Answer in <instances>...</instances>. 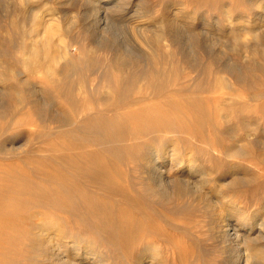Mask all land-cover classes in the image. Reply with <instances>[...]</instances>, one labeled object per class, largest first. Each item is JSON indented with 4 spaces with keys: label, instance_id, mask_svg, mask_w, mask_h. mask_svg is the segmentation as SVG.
<instances>
[{
    "label": "rangeland",
    "instance_id": "obj_1",
    "mask_svg": "<svg viewBox=\"0 0 264 264\" xmlns=\"http://www.w3.org/2000/svg\"><path fill=\"white\" fill-rule=\"evenodd\" d=\"M0 1V50L10 53L12 69L28 76L0 80V264H40L32 246L47 227L64 233L69 264L86 263L80 253L98 258L97 251L107 264H238L244 248L221 243L215 224L222 214L247 233V219L264 235V0H111L108 32L97 28L104 27L95 10L101 0H33L35 22L24 12L33 37L22 35L14 49L20 38L5 30L21 6ZM184 17L194 25L179 24ZM138 24L155 35L135 33ZM32 42L47 59L35 71L18 60ZM96 43L104 48L93 62L114 54L116 45L156 69L154 79H138L112 119L126 120L130 129L124 139L119 132L111 139L128 148L109 167L112 181L89 177L102 166L91 154H114L103 141L107 124L76 141L66 127L70 117L79 124L108 107L99 100L108 94L103 78L111 71L85 67ZM73 62L81 76L62 75L59 70ZM88 98L98 103L88 106ZM174 149L179 156H172ZM171 161L183 162L179 171L170 169ZM76 163L89 172H75ZM163 175L201 188L189 198L177 197L173 186L154 192L152 178Z\"/></svg>",
    "mask_w": 264,
    "mask_h": 264
},
{
    "label": "bare ground",
    "instance_id": "obj_2",
    "mask_svg": "<svg viewBox=\"0 0 264 264\" xmlns=\"http://www.w3.org/2000/svg\"><path fill=\"white\" fill-rule=\"evenodd\" d=\"M9 1V0H8ZM11 1V0H10ZM19 3V5L21 6L20 10H13L11 12L10 18L12 19L10 22H12L7 29L6 26V30L4 27L5 31H8L9 36L10 34L13 35H17L19 36L20 40L18 43H13L11 45V48L14 49L17 46H19L18 44L21 43V37L22 35L27 36L29 38H32L34 31L31 28L33 25L31 23L35 22L36 18H38L37 13L34 12L33 7L31 4L33 2V0H15ZM82 1V0H81ZM91 1V0H90ZM1 2V1H0ZM3 2V1H2ZM14 2V1H13ZM67 2V1H66ZM115 2V1H114ZM17 3V4H18ZM73 3V2H72ZM113 1L111 2V0H101V4L99 6H97L95 8L96 9H100V12L98 10V13H100L99 15V22H102L104 24V27L100 26L97 27L98 29L101 28H106L107 27V21L105 20V16L109 18V13L111 11L110 9V4H112ZM67 5V4H66ZM114 6H118V3H115ZM121 6V5H120ZM113 7V6H112ZM115 7V8H116ZM119 7V6H118ZM9 8V7H8ZM114 9V8H113ZM124 9V8H123ZM30 12L31 15V23H29L25 17V13L26 12ZM103 11V12H102ZM25 12V13H24ZM6 14V13H5ZM29 15V16H30ZM97 15V14H96ZM176 16V15H175ZM177 17V16H176ZM188 17V16H187ZM171 18V17H170ZM174 19V17H172ZM178 18V17H177ZM185 18V17H184ZM190 18V16L188 17V19ZM176 19V18H175ZM181 19V18H180ZM182 19V20H178V22H180L179 24H184V25H191L194 23L191 20H186ZM194 19V18H193ZM192 19V20H193ZM143 20V19H142ZM93 22V20H92ZM3 23V22H2ZM98 23V22H97ZM96 23V24H97ZM170 23V22H169ZM7 24V23H5ZM94 24V22H93ZM100 24V23H99ZM143 24V23H142ZM175 24V23H174ZM178 24V23H177ZM231 24V23H230ZM30 25V27L27 29V27ZM95 25V24H94ZM98 25V24H97ZM139 25V24H138ZM183 25V26H184ZM109 26V25H108ZM140 26V25H139ZM145 26V25H144ZM144 26H140L138 28V30H135V33L137 34H142L148 37V35L153 34L155 35L152 30L147 29ZM164 26V25H163ZM193 27V26H192ZM49 28V27H47ZM168 28V27H167ZM170 28V27H169ZM185 28V27H184ZM195 28V27H194ZM194 28H191V30L193 31ZM97 29V31H98ZM108 28L106 29H101L102 31L106 32ZM133 29V28H132ZM94 30V28H93ZM195 31V30H194ZM193 31V32H194ZM47 32V31H46ZM108 32V31H107ZM188 32V31H187ZM237 32V31H236ZM108 34V33H106ZM136 34V35H137ZM102 35V34H101ZM190 35V34H189ZM17 36V38H18ZM49 36V34L47 35ZM103 36V35H102ZM138 36V35H137ZM136 36V37H137ZM50 37V36H49ZM193 37V36H192ZM9 39L12 37H8ZM18 38V39H19ZM102 38V37H101ZM108 38V37H107ZM260 38V37H259ZM8 39V40H9ZM16 39V42L17 40ZM13 40V39H11ZM10 40V41H11ZM6 41V40H5ZM15 41V40H14ZM13 42V41H12ZM147 42V40H146ZM101 44V43H100ZM145 44V43H144ZM111 45V44H110ZM95 46H98V43L95 44ZM102 46V45H101ZM116 46V45H115ZM115 46L113 48H111V51H115L114 54L111 55H106L104 57V59H102L101 61L98 62H93V59L96 56V52H98L99 50H102L104 47H99L98 50H92L90 51V53H88L87 57V65L85 63V67H87L86 69H93L97 68V67H101V69H104L105 71H111L110 75L105 76L103 78L104 83H106V87L109 89L107 91V95L105 98L99 100V102H102L105 104V106L107 105L108 107L105 109H101L99 108V110H97L96 108V112L95 113H88L86 114V116L83 118L82 116V120L81 122L78 124L77 120L75 117H70L67 119V123H66V127L68 129V134L70 136V138L74 139L75 141L78 140V136L81 133H86L89 131H95V133L99 132V130L102 129V127L107 124V128L109 131V135L108 138H102V135H98L97 140L101 143L104 141V144L109 145L107 149H112L114 150V154L110 152V157L107 158L106 156H102L99 153L96 154H91L90 160H97L99 161V163L102 165L100 170H92L93 172H89L87 169H85L84 166L80 165V164H75L73 165L75 168V172L77 168H80L82 170V172L84 173H88L89 172V177L98 180L100 179L101 176L106 177L107 179H110L112 181V178H110V173H109V167L115 164H119L121 162V160L124 158V155H126V150H128V148L125 145H121L120 147H116L115 145L112 144L111 139H113V134L117 132H119L122 136L121 139H124L126 136H128V134L130 133V129L127 127L126 124V120L125 122H121L118 123L114 120H112L115 116V114L118 112V110H120L121 108H124L126 106V104L128 103L130 97L129 95L131 94V92L134 89V85L138 82V79L141 77H144L146 79H154L153 77H155V68L151 66L150 61H146L143 62L142 60H135L132 58L130 52L126 51H120L119 49L117 50V48L115 49ZM148 46H150V44H148ZM3 48V47H2ZM41 48L43 49L42 53L46 54L47 53V46L45 44L41 45ZM108 48V47H107ZM6 49V48H5ZM127 49V48H126ZM7 50V49H6ZM17 50V49H16ZM154 51V50H153ZM8 51L5 50H0V80H8L10 78H15L17 80H22L28 76L27 73L24 70L18 69H12L10 67V63H8V61L6 60L10 53H7ZM196 53V52H195ZM135 54V53H134ZM137 56V55H136ZM171 56V55H170ZM171 58V57H170ZM17 59V58H15ZM63 59H65L63 57ZM19 61L22 60V62L26 65L27 68H29L30 70H37L40 66H43L44 63L47 61L46 57H41V50L38 47V44L35 43H31L30 46H28L27 50H26V57H21L20 59H18ZM171 60V59H170ZM96 61V60H95ZM57 62V61H56ZM174 62V61H173ZM191 62V61H190ZM64 63V62H63ZM74 63V62H73ZM64 65V64H63ZM4 66H7L4 67ZM12 66V65H11ZM84 68V67H83ZM186 68V67H185ZM60 73L62 75H72V73L74 74V77L77 76L79 73L80 75L78 77L81 76V73L83 71V69L81 70V67L78 68L77 65L74 63H66L65 66H63V68H61V70H59ZM249 73V72H248ZM258 73V72H257ZM99 74V73H98ZM101 75V74H100ZM73 76V75H72ZM89 76V74H88ZM87 76V77H88ZM258 76V75H257ZM30 77V75H29ZM53 78H55L54 76H52ZM242 77V76H241ZM90 78V77H89ZM25 80V79H24ZM29 80V79H28ZM79 80H83V78L79 79ZM88 80V78H87ZM209 80V79H208ZM248 80V79H247ZM72 81V80H70ZM239 81V80H238ZM244 81V80H243ZM258 81V80H257ZM255 81V83L257 82ZM90 82V81H89ZM242 82V81H241ZM252 82V81H251ZM94 84V82H93ZM257 84H259V81L257 82ZM255 84V85H257ZM75 85V84H74ZM82 85V84H81ZM245 85V84H244ZM100 86V85H98ZM78 87V85H77ZM244 87V86H243ZM81 88V87H80ZM76 89V88H75ZM74 91L73 87H70L68 89L69 92V97L72 101H74V94H72ZM75 93V92H74ZM17 94L21 97V93L20 91L17 92ZM84 94V93H83ZM258 94V93H256ZM255 94V95H256ZM260 95V92H259ZM76 96V94H75ZM258 96V95H257ZM254 97V96H253ZM22 99H24L23 97H21ZM79 98V97H78ZM95 103H98V101L96 102L95 99H90L88 98L86 100V105H93ZM82 104V103H81ZM76 112V111H75ZM67 116V115H66ZM81 118V116H80ZM66 121V120H65ZM95 121L97 123V126H94V128H91V122ZM182 122V120H181ZM106 128V127H105ZM116 131V132H115ZM132 133V132H131ZM228 134V133H227ZM86 136V135H85ZM103 139V141H102ZM255 139V138H254ZM80 140V139H79ZM106 141V142H105ZM174 141V140H173ZM172 142V141H171ZM114 143V142H113ZM103 144V143H102ZM174 144V143H172ZM115 146V147H114ZM150 147V145H148ZM172 146V145H171ZM164 147V146H163ZM152 150V149H151ZM160 151V150H159ZM109 152V150H108ZM113 152V151H112ZM153 152V151H152ZM161 152V151H160ZM159 152V153H160ZM155 153V152H154ZM158 153V154H159ZM171 153V152H170ZM149 154V152H148ZM161 154V153H160ZM142 155V154H141ZM151 155V154H149ZM179 156V153L176 149L173 150V154L172 156ZM148 156V155H147ZM171 156V157H172ZM150 156H148L149 158ZM180 158V157H179ZM186 158V157H185ZM192 158V157H191ZM151 159V158H150ZM172 159V158H171ZM177 159V158H176ZM175 159V160H176ZM143 160V159H142ZM149 160V159H147ZM153 160V159H152ZM173 160V159H172ZM185 160V159H184ZM155 161V160H154ZM177 161V160H176ZM172 162V161H171ZM192 162V161H191ZM190 162V163H191ZM173 163V162H172ZM176 163V162H175ZM173 163L172 165H170V169H177V171L180 170V166L182 165V163L179 161L176 164ZM189 163V164H190ZM193 163V162H192ZM82 164V163H81ZM144 164V163H142ZM156 164V162H155ZM186 164V163H185ZM151 165V164H150ZM86 166V165H85ZM152 166V165H151ZM158 166V165H157ZM150 167V166H149ZM157 168V167H156ZM155 168V169H156ZM193 168V167H192ZM148 169V168H146ZM154 168L152 167V170ZM154 169V170H155ZM195 169V167H194ZM200 169V168H199ZM157 170H159L157 168ZM162 170V169H161ZM160 170V171H161ZM205 171V170H203ZM151 172V171H150ZM165 171H163L164 174ZM168 172V171H167ZM154 173V172H151ZM157 173V171L155 172ZM174 173V172H173ZM178 173V172H176ZM160 174V173H159ZM162 174V173H161ZM151 175V174H150ZM154 175V174H153ZM152 175V176H153ZM202 175V174H201ZM108 176V177H107ZM183 176V175H182ZM170 177V176H169ZM98 178V179H97ZM181 178V177H180ZM180 178H167L166 176H162L161 178H152L151 183V189L155 192L158 191L155 188H159V193L160 194H165L169 191V188H171V186L174 187L173 192L177 197H192L195 196V192H198L199 189L201 187H199V185L195 186H191L188 185L187 183L183 182ZM151 179V178H150ZM192 179V178H191ZM110 180H107L105 182L109 183ZM201 181V180H199ZM223 181V180H222ZM197 182V181H196ZM195 182V183H196ZM201 183H203L201 181ZM205 184V183H204ZM202 185V184H201ZM210 189V188H209ZM69 190V189H67ZM70 191H68L69 193ZM217 195V194H216ZM71 196V195H70ZM218 196V195H217ZM221 196V195H220ZM207 197V196H206ZM72 198L73 200V196L70 197V199ZM216 200V199H215ZM224 202V201H223ZM220 205V204H219ZM213 207V206H212ZM216 207V206H215ZM214 207V208H215ZM224 207V206H222ZM217 208V207H216ZM219 208V207H218ZM221 208V207H220ZM212 209V208H211ZM214 210V209H213ZM222 210V209H221ZM216 212V211H215ZM214 212V213H215ZM218 212V211H217ZM245 212V211H244ZM239 213V212H238ZM242 213V212H241ZM217 214V213H216ZM219 214V213H218ZM237 214V213H236ZM244 215V214H242ZM241 216V215H240ZM217 217V216H216ZM219 219H215L217 221V223L215 224L216 227L215 229L218 230V234H219V239L220 242L230 246H237L239 248H244V251L241 252L242 255L240 257V259L237 261L238 264H264V235L262 234L263 229L258 226L259 228H255L254 225H251V223L249 222V220H245V224L244 227L247 229V233L245 232H241V230H237V227H233V225L231 223H228L226 220H224V216H222V214L220 216H218ZM246 218V216H244ZM248 218V217H247ZM227 219V217L225 218ZM250 219V218H249ZM261 222V221H260ZM214 223V222H213ZM214 225V226H215ZM263 225V224H262ZM53 227V226H52ZM264 227V226H263ZM62 228V227H61ZM52 228H44L42 231V235L34 237V243L32 246V250H36L38 249L40 252V255L42 256V260L40 262V264H69L71 261V259H69L68 257V253H69V249H68V242H66L64 239L65 235L64 233L60 230V227H56L55 228V232H53L51 230ZM41 232V231H40ZM39 233V232H38ZM217 233V231H216ZM53 234V236H51ZM37 235V234H36ZM262 235V236H261ZM80 236V235H79ZM82 237V236H81ZM79 239V238H78ZM54 240H57L56 242L58 243V245H54ZM79 240H74L73 244L75 247H73V252L72 254H76L77 257L79 255V253L77 252V246H79L80 241ZM59 241V242H58ZM68 241V240H67ZM87 241V240H86ZM86 243V242H85ZM84 243V244H85ZM92 245V244H91ZM72 246V245H71ZM229 246V247H230ZM92 248V247H90ZM232 248V247H231ZM238 249V248H236ZM88 250V249H87ZM94 250V249H93ZM239 250V249H238ZM72 251V250H71ZM79 251V250H78ZM241 251V250H240ZM80 252V251H79ZM101 252V251H100ZM99 251H97L96 253H94L95 255H98L100 253ZM34 253V252H33ZM145 253V252H144ZM38 254V253H36ZM160 254V253H159ZM91 253H87L82 255V253H80V257L83 258L84 264H93L94 262L97 264H107L103 259V256L101 255H97L98 258H91ZM95 257V256H93ZM238 257V255H237ZM106 258V257H105ZM156 258V257H154ZM233 259V258H232ZM73 260V259H72ZM106 260V259H105ZM153 260V259H152ZM151 260V261H152ZM107 261V260H106ZM139 261V260H138ZM155 261V260H154ZM74 262V260H73ZM99 262V263H98ZM157 262V261H156ZM156 262H152L150 264H156ZM77 263V262H74ZM141 263V262H140ZM233 263V262H232ZM111 264V263H110ZM139 264V263H138ZM160 264V263H159ZM237 264V263H236Z\"/></svg>",
    "mask_w": 264,
    "mask_h": 264
}]
</instances>
